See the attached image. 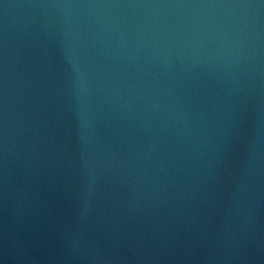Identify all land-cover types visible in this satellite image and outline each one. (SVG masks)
I'll use <instances>...</instances> for the list:
<instances>
[{
	"label": "water",
	"instance_id": "95a60500",
	"mask_svg": "<svg viewBox=\"0 0 264 264\" xmlns=\"http://www.w3.org/2000/svg\"><path fill=\"white\" fill-rule=\"evenodd\" d=\"M0 264H264V0H0Z\"/></svg>",
	"mask_w": 264,
	"mask_h": 264
}]
</instances>
